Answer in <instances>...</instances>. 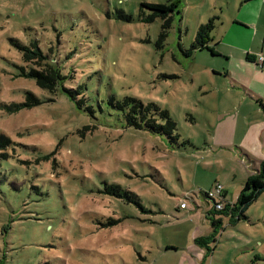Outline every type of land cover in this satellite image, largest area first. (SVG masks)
<instances>
[{"label":"rangeland","instance_id":"1","mask_svg":"<svg viewBox=\"0 0 264 264\" xmlns=\"http://www.w3.org/2000/svg\"><path fill=\"white\" fill-rule=\"evenodd\" d=\"M169 1L0 0V264H264V192L217 226L205 196L237 201L264 166V0L146 22L142 4ZM11 40L49 55L55 96ZM28 92L42 104L9 112ZM125 98L168 110L177 140L128 127Z\"/></svg>","mask_w":264,"mask_h":264},{"label":"trees","instance_id":"2","mask_svg":"<svg viewBox=\"0 0 264 264\" xmlns=\"http://www.w3.org/2000/svg\"><path fill=\"white\" fill-rule=\"evenodd\" d=\"M181 0H171L166 4L144 3L142 8H147L152 11L146 22H154L157 18H162L164 21L163 29L170 26L172 17L171 14L175 12ZM165 35H161L163 38ZM11 43L22 53L23 61L31 66L29 71L24 68L21 70V77L34 79L37 85L47 90L50 94L56 95L59 91L60 85L66 80L60 70L49 62V55L44 52L38 45V41H31L29 44H23L17 40H11ZM203 47V44H197L195 48ZM248 61L252 62L249 58ZM64 93L69 97L74 96V92L67 88H62ZM78 90H76V93ZM42 102L31 92L26 94L25 102L13 103L8 106L9 112H19L24 109H32L41 105ZM119 110L123 112L122 116L128 127L135 130L146 131L154 135H164L170 140L176 141L178 136L175 135L176 123L170 117L168 110L163 109L156 103L145 104L134 98H125L121 104L118 105ZM9 141L5 137L0 138V147H4V142ZM3 142V143H2ZM0 157L5 155L0 153ZM264 164V162L262 163ZM219 185V184H218ZM216 188V186H215ZM110 190V191H108ZM108 192L117 196H122L123 191L118 186L107 188ZM264 192V166L255 171V173L248 175L243 179L242 191L237 201L228 202V192L226 190L215 196H211L212 192L205 193L206 198L213 203L214 217L213 225L221 224L222 218L218 214L225 215L231 219L240 220L248 208L256 199ZM222 205V210H218L216 206ZM180 209V207H178ZM181 210V209H180ZM218 215V217H215ZM120 221H111L108 225L117 224ZM106 225V226H108ZM105 226V227H106ZM203 238L198 240L203 242ZM167 249H174L176 247H167Z\"/></svg>","mask_w":264,"mask_h":264},{"label":"built area","instance_id":"3","mask_svg":"<svg viewBox=\"0 0 264 264\" xmlns=\"http://www.w3.org/2000/svg\"><path fill=\"white\" fill-rule=\"evenodd\" d=\"M258 62L260 63V65H263L264 63V55H260L258 56ZM215 193H211L210 195L211 196H215V195H218L220 194L222 191H223V187L221 185H217L216 188H215ZM187 205L185 203H181L180 204V209H186ZM216 208L218 210H222V205L221 204H218L216 206Z\"/></svg>","mask_w":264,"mask_h":264},{"label":"crops","instance_id":"4","mask_svg":"<svg viewBox=\"0 0 264 264\" xmlns=\"http://www.w3.org/2000/svg\"><path fill=\"white\" fill-rule=\"evenodd\" d=\"M264 53L262 52V54L261 55H263ZM257 55H254L253 53H251V52H248L247 53V58H249L252 62L253 61H256V57ZM260 67L261 68H263L264 67V63H263V65H260ZM262 106L264 107V103L262 102ZM264 111V110H263ZM256 163L257 162H259L258 160L256 161V160H254ZM255 162H254V164H255ZM261 162H263V161H261ZM260 163V162H259ZM262 164V163H261ZM260 168H257V167H255L254 166V169L248 174V175H251V174H253V173H255V171H257V170H259ZM188 208V207H187ZM184 210H186V209H184Z\"/></svg>","mask_w":264,"mask_h":264}]
</instances>
